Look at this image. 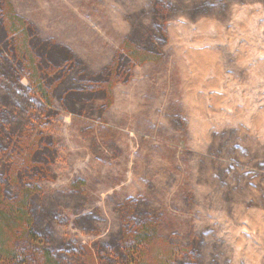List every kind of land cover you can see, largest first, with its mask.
Instances as JSON below:
<instances>
[{
    "label": "rangeland",
    "instance_id": "374dc122",
    "mask_svg": "<svg viewBox=\"0 0 264 264\" xmlns=\"http://www.w3.org/2000/svg\"><path fill=\"white\" fill-rule=\"evenodd\" d=\"M5 1L35 43L52 41L87 76L112 72L92 104L55 94L58 111L40 123L0 111L8 153L38 171L31 200L54 207L49 221L32 210L45 245L81 249L72 264H112L122 227L148 219L150 264L197 263L199 251L210 264H264V0H198L208 4L194 13L184 0ZM140 10L164 25L157 44ZM129 45L149 60L132 63ZM40 137L45 164L27 145ZM9 164L0 161L5 200L21 187Z\"/></svg>",
    "mask_w": 264,
    "mask_h": 264
},
{
    "label": "trees",
    "instance_id": "16d2710c",
    "mask_svg": "<svg viewBox=\"0 0 264 264\" xmlns=\"http://www.w3.org/2000/svg\"><path fill=\"white\" fill-rule=\"evenodd\" d=\"M174 1L161 0L165 4L172 5L171 7L175 6ZM184 1L185 6L182 5V8L189 10L190 13L200 9L198 7H201L202 3L208 4L205 1L198 4V0ZM146 6L145 12L149 8V5ZM150 10H154L153 5ZM175 10H179L178 6L172 8L170 12ZM160 14L162 13L157 9L154 10L153 16L158 18ZM137 17L142 24L148 25L147 27L154 32L148 37L150 42L157 44L160 40L155 34L165 36L163 24L147 21V16L141 10L137 12ZM21 27V18L14 14L5 0H0V111L15 115L19 110L20 114L22 112L27 114L25 120L27 124L40 123L46 111L49 114L58 111L52 106V97L57 93L66 105L79 108L85 103L92 104L102 89L108 90L110 76H112L111 70L110 73L107 70L108 75L102 78L87 76L69 52H60L52 41L44 42L42 45L35 43L33 41L36 38L35 35L31 36L23 31L24 28L21 30ZM126 53L134 64L149 60V57L131 45L127 46ZM6 117L8 115L0 114L2 123ZM1 122L0 127L5 130ZM0 141L5 143L0 146V159L10 161L9 166L17 175L13 178L9 175L8 182L10 184L21 182L17 194L7 200L0 198V264H72L73 257L76 256L72 255L73 252L81 249H73L69 253L66 247L61 246L60 249L53 250L44 243L46 235L43 236L37 231V227H33L34 212L32 210L36 209V218L43 217L45 212L48 221L54 220L56 214H54V207L51 208L53 206L51 203L44 204L41 200L36 203L30 198L33 192L30 181L38 171L29 170L28 164L18 162L12 157V152L8 153L7 150L12 143L1 132ZM27 145L34 150L36 156L42 158L43 163L48 161L51 148L44 139L40 137ZM238 146V143H234L233 149ZM257 164L264 166V156ZM27 180L30 183H27ZM126 226L130 231L128 235L125 234L122 227L121 238L117 240L111 252L110 261L112 264H119V256H121L125 258V264H150L141 256V251L149 246L148 243L152 238L151 222L148 219H136L133 225ZM198 259V264H210V259L200 251ZM191 260L190 258L185 263L197 264ZM221 263L222 260L218 257L215 264Z\"/></svg>",
    "mask_w": 264,
    "mask_h": 264
}]
</instances>
